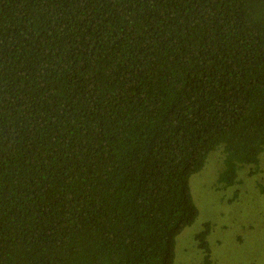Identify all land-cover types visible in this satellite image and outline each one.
Returning <instances> with one entry per match:
<instances>
[{
  "label": "trees",
  "instance_id": "trees-1",
  "mask_svg": "<svg viewBox=\"0 0 264 264\" xmlns=\"http://www.w3.org/2000/svg\"><path fill=\"white\" fill-rule=\"evenodd\" d=\"M218 151L264 158V0H0V264H174Z\"/></svg>",
  "mask_w": 264,
  "mask_h": 264
},
{
  "label": "rangeland",
  "instance_id": "rangeland-1",
  "mask_svg": "<svg viewBox=\"0 0 264 264\" xmlns=\"http://www.w3.org/2000/svg\"><path fill=\"white\" fill-rule=\"evenodd\" d=\"M210 155L190 177L198 216L176 237L174 264H205V250L198 247L202 240L196 239L205 222L211 226L202 243L210 249L212 264H264V173L256 169L260 165L264 172V151L259 164L239 168L227 186L218 180L220 151Z\"/></svg>",
  "mask_w": 264,
  "mask_h": 264
}]
</instances>
